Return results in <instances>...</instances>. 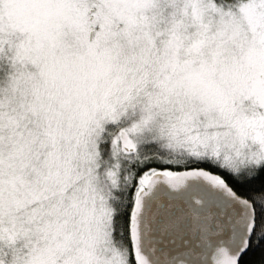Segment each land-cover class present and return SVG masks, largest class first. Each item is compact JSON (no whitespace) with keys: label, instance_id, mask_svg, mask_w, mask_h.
<instances>
[{"label":"snow or ice","instance_id":"6c2138e0","mask_svg":"<svg viewBox=\"0 0 264 264\" xmlns=\"http://www.w3.org/2000/svg\"><path fill=\"white\" fill-rule=\"evenodd\" d=\"M0 264H264V0H0Z\"/></svg>","mask_w":264,"mask_h":264}]
</instances>
